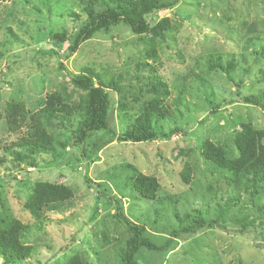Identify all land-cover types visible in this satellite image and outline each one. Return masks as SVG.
<instances>
[{
    "label": "rangeland",
    "instance_id": "374dc122",
    "mask_svg": "<svg viewBox=\"0 0 264 264\" xmlns=\"http://www.w3.org/2000/svg\"><path fill=\"white\" fill-rule=\"evenodd\" d=\"M87 1L0 0V221L21 222L31 248L0 264H125L134 235L125 220L145 226L159 248L142 249L140 264H264V184H239L204 153L211 142L235 162L243 126L264 132V111L244 102L264 93V0H151L166 8L147 17L148 34L121 23L71 54L90 21ZM91 2L98 13L117 7ZM142 2L132 0L131 11ZM83 73L98 75L110 109L105 129L80 141L87 92L73 78ZM52 94L73 111L43 120L54 150L19 147ZM155 98L169 110L152 124L161 136L120 140ZM21 103L26 123L12 130L9 107ZM140 177L156 179L155 198L135 191ZM40 183L71 195L37 220L26 205ZM192 225L196 232L184 231Z\"/></svg>",
    "mask_w": 264,
    "mask_h": 264
},
{
    "label": "trees",
    "instance_id": "16d2710c",
    "mask_svg": "<svg viewBox=\"0 0 264 264\" xmlns=\"http://www.w3.org/2000/svg\"><path fill=\"white\" fill-rule=\"evenodd\" d=\"M117 2L115 10H109L108 13L95 12L91 8L92 2L88 0V15L90 21L84 31L79 34L71 46V54L79 50L81 44L90 40L101 30L109 29L124 23L131 27L136 34H148L151 31L147 17L159 8H166L164 5H157L151 0H144L136 11H131L132 0H99L101 4L108 2ZM163 21L159 27L164 26ZM53 40H62V35L56 34ZM264 52V45L262 46ZM53 53V52H52ZM98 75L83 73L73 78V83L78 88L87 92L86 100L83 101L89 120L85 122L80 132L76 135L77 139L84 141L85 138L94 132H100L107 125V117L110 109V101L107 92L102 86L94 83V78ZM110 86L119 90L118 83L112 81ZM154 89L159 91V87ZM167 94V93H166ZM63 94H52L48 97L46 106L37 114L31 117L33 121L32 128L28 137H24L18 146L30 151L52 152L54 150V137L46 132L43 120L50 122L60 117L72 116V107L69 100L63 98ZM65 97V96H64ZM244 102L259 106L264 111V93L261 97H246ZM159 98L145 103L138 115L133 128L122 135L120 140L130 141L134 144L153 141L161 133L157 132L152 126L153 122H159L166 118L169 110ZM9 125L12 130L20 129L26 123V113L24 104H13L9 107ZM264 132L255 130L251 125H244L242 131L236 137V145L239 151L237 161L231 162L226 159L222 148L216 147L211 142L204 145L206 157L218 166L232 170L236 173L238 183L243 184L245 179H251L254 183L264 184ZM188 176V175H187ZM189 177V176H188ZM188 180V179H187ZM136 192L145 198H155L158 191V183L154 177H140L134 186ZM71 195L69 189L64 186L53 185L50 183H40L33 193V198L27 203V210L37 219H42L44 208L50 203L68 198ZM125 220V219H124ZM125 222L133 232L127 250L124 254L125 264H140L137 260V254L142 249L157 251L159 248L147 237L146 228L143 225ZM204 225L201 223L198 225ZM21 222L14 221L7 223L0 221V257L7 262H20L31 254V248L26 246L23 241V234L27 231ZM198 228L194 225L185 228V232H196Z\"/></svg>",
    "mask_w": 264,
    "mask_h": 264
}]
</instances>
